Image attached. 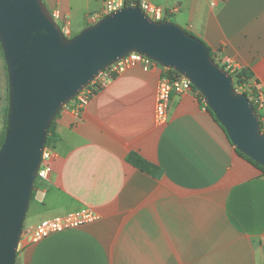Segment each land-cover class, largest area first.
Instances as JSON below:
<instances>
[{"label": "crops", "instance_id": "obj_1", "mask_svg": "<svg viewBox=\"0 0 264 264\" xmlns=\"http://www.w3.org/2000/svg\"><path fill=\"white\" fill-rule=\"evenodd\" d=\"M43 1L71 36L104 3ZM135 1L168 11L216 61L250 71L239 91L262 93L264 104V0ZM162 69L130 67L80 111L62 108L51 170L35 186L23 232L84 208L100 219L36 244L22 236L15 264H264V173L237 153L193 88L172 94L168 122L155 123ZM258 114L264 120V105ZM132 154L155 173L135 167Z\"/></svg>", "mask_w": 264, "mask_h": 264}, {"label": "water", "instance_id": "obj_2", "mask_svg": "<svg viewBox=\"0 0 264 264\" xmlns=\"http://www.w3.org/2000/svg\"><path fill=\"white\" fill-rule=\"evenodd\" d=\"M8 108L0 146V264H15L48 131L62 108L131 53L186 78L237 152L264 168V133L253 104L207 46L138 7L104 16L66 38L43 0H0Z\"/></svg>", "mask_w": 264, "mask_h": 264}, {"label": "built area", "instance_id": "obj_3", "mask_svg": "<svg viewBox=\"0 0 264 264\" xmlns=\"http://www.w3.org/2000/svg\"><path fill=\"white\" fill-rule=\"evenodd\" d=\"M125 7H138L151 20L159 22L166 20L169 15L168 11H166L162 7H159L146 1L104 0L103 7L101 8V10L93 12L87 16L88 23L89 25L95 24L104 16L109 15L112 12H115ZM51 16L57 22V20L59 19V12L54 11L51 13ZM57 24L60 27L63 35L66 38H70L71 34L67 24H60L58 22ZM219 63L229 74H234L237 70L236 66L229 60L221 61ZM136 66H139L143 71H149L153 68L160 67L157 63L146 58L143 55L136 53L128 54L127 56L123 57L122 59H119L114 64L110 65L102 72H100L91 82V84L84 88L81 92H79L77 96L68 104V106H72L76 112L80 111L90 100L94 92L103 88L109 80L120 75L126 69ZM191 89V83L182 76H180V78L176 80H171L162 76L159 80L155 92V123L159 125H164L168 122V109L172 94H181ZM239 89V87L236 88L237 91H239ZM248 99L253 104V106L256 107V113L258 114V111L264 105L262 93H254L250 95ZM259 122L261 132L264 133V120H262L260 116ZM49 158V151L45 149L42 157L41 166L37 174L38 179H46V177L50 173L51 169L47 162ZM99 219L100 216L98 213H96L92 209L84 208L66 215L43 219L26 232H23L22 236L26 235V240L30 244H36L43 238L51 234L77 229L83 225L96 222Z\"/></svg>", "mask_w": 264, "mask_h": 264}, {"label": "trees", "instance_id": "obj_4", "mask_svg": "<svg viewBox=\"0 0 264 264\" xmlns=\"http://www.w3.org/2000/svg\"><path fill=\"white\" fill-rule=\"evenodd\" d=\"M225 1V0H223ZM164 21H167V20H164ZM187 32V31H186ZM189 33V32H188ZM191 34V33H189ZM192 35V34H191ZM208 48V47H207ZM0 50H1V55L3 56V52H2V49H1V46H0ZM209 50V55L210 57L212 58V60L214 62H216V60L214 59V54L212 53V51L208 48ZM218 64V63H217ZM221 66V65H219ZM221 68H223L221 66ZM224 69V68H223ZM163 70V73H162V76L163 77H166V78H169L171 80H176L178 78H180V75L178 73H176L174 70L172 69H162ZM5 71H6V67H5ZM232 79H233V83H234V86L235 88L241 84H244L248 79H250L252 77V73L248 70H244V71H241V72H235L234 74H230ZM6 76H7V72H6ZM8 87V85H7ZM7 87H6V98H7V107H6V111H5V121H4V130L1 134V138H0V146L3 142V139H4V132H5V129H6V115H7V108H8V91H7ZM194 89V88H193ZM195 92H197L195 89H194ZM245 94V93H244ZM197 95L198 97L200 98V100L203 101V98L202 96L200 95V93L197 92ZM68 106V104L66 105ZM206 110L211 114V116L214 118L212 112L208 109L207 106H205ZM255 111H256V107H254ZM58 116V115H57ZM57 116L55 117V119L57 118ZM260 116V115H259ZM55 119L53 120V122L51 123L50 125V128H49V131H48V136H47V141H46V145H45V149H47L51 143H52V134L54 132V121ZM215 119V118H214ZM216 120V119H215ZM224 130V129H223ZM241 157L245 158L247 161H249L251 164H253L256 168H258L259 170H261L263 173H264V168L258 164H256L253 160L249 159L248 157H246L245 155H243L242 153L240 152H237ZM129 160L130 162L135 165V167L139 168L141 171H144V172H147V173H150V174H154L155 171H156V168L147 163L146 161H144L142 158H140L139 156H137L136 154H132L130 157H129ZM35 186H36V183L34 182V185H33V191H32V194L30 196V200L32 199V197L34 196V189H35Z\"/></svg>", "mask_w": 264, "mask_h": 264}, {"label": "rangeland", "instance_id": "obj_5", "mask_svg": "<svg viewBox=\"0 0 264 264\" xmlns=\"http://www.w3.org/2000/svg\"><path fill=\"white\" fill-rule=\"evenodd\" d=\"M216 63H218L219 65L218 61H216ZM0 87H1V107H0V138H1V134L4 130L5 111L7 107V98H6L7 76L5 71L4 58L1 55V50H0ZM236 88H238V86ZM39 181L40 179L37 178L35 180V183L38 184Z\"/></svg>", "mask_w": 264, "mask_h": 264}]
</instances>
